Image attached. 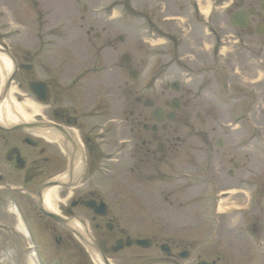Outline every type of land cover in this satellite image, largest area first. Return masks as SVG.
I'll return each instance as SVG.
<instances>
[{
    "label": "flooded vegetation",
    "instance_id": "flooded-vegetation-1",
    "mask_svg": "<svg viewBox=\"0 0 264 264\" xmlns=\"http://www.w3.org/2000/svg\"><path fill=\"white\" fill-rule=\"evenodd\" d=\"M51 1L20 0L18 41L8 52L16 63L17 69L13 78L18 80V87L24 88L28 87L30 82L34 83L33 90L29 93L31 108H23L26 113L31 114V118L9 126L0 124V155L3 158V162L0 163V188L9 194L20 193L35 205V199L31 194L37 191L38 186L46 179L63 176L64 185L59 188L67 192L74 190L73 196L76 199L68 201L62 213L67 220L72 218L81 220L82 226H69L66 223L61 227L62 233H55L54 224L47 223L52 235L55 236V241L70 246L77 242L74 234L85 238L88 233L102 254L105 256L110 254L111 264H231L230 238L229 236L225 238L223 249L219 250L216 248L220 244L217 232L220 228L230 231L232 222L239 218L242 222L238 230L255 238L257 258L250 264H264V210L262 211V207L258 206L256 201H251L246 210H241L244 208L238 202L244 193L241 185H238L235 196L228 201L229 204L237 203V206L235 204L233 207L239 211L226 218L223 226H219L217 219L211 218L212 221L209 223L211 237L201 244L198 224L193 225L194 222L190 228L191 232L159 234L149 226V223L135 221L133 214L143 207L134 198L136 185L140 181L144 184L154 180L174 181L178 184L177 187L169 184L160 191L163 200L172 206L182 207L183 201L180 198H189L187 204L193 209L192 214L197 213L199 134H203L202 141L205 144L209 141L216 147H222L223 144V140L209 136L215 131L214 126L200 119L202 124H208L205 130H200L197 122L189 120L192 109L196 106L191 98L193 89L181 86L178 79H173L178 82L176 91L172 89L174 83L171 82L168 87L158 88L143 84L134 101L130 102L125 110L129 124L127 129L129 138L126 144L121 145L129 156L127 170L131 200L117 207L107 204L106 215H96L81 203V199H92L97 203L102 200L97 190L86 183L84 178L86 174L94 175L101 172L97 161L102 158V144H107L111 137L115 119L111 113L110 116L107 115L105 122H102L101 100H97L95 94H90L86 102L83 93L80 95L76 91L72 93L71 89L88 72L99 74L103 69L108 70L112 66L117 69L118 46L117 40L106 32L103 45L107 48L105 61L110 66L103 68L94 64L87 67L83 54L85 51L82 49L84 46L81 48L78 46L79 43L76 41L71 43L68 39L70 38L69 11H63V21L60 23L59 19L58 24H55V14L50 9ZM118 1L110 0L111 9L118 4ZM184 1L186 7L190 8L186 18L191 17L208 29L209 17H204L197 11L198 4L205 6L208 0ZM255 1L259 6L263 2V0ZM169 2L170 0H146L143 17L150 31L157 32V28L161 27L163 14L167 12L166 7ZM243 2L244 0H231L228 6L237 10ZM250 4L252 3L250 2L248 6ZM122 7L130 10L126 2L122 3ZM262 19V15L249 16L250 28L239 30L244 32H247V29L254 30ZM81 20H86V16L82 14ZM95 26L94 23L88 24L85 34L88 36L93 32L96 38L102 36L106 27L102 26L100 30H95ZM78 28L81 30L83 24ZM168 42L172 43L171 40ZM166 43L164 42L163 45ZM1 48L7 51L6 47L1 46ZM76 48H80L83 52L80 51L78 57H72V49ZM129 59L131 61V58ZM167 61L169 62L163 63L166 64V71L172 65L170 60ZM123 65L127 69L131 67L130 63ZM115 85L117 87V84ZM97 90L95 89L94 92ZM167 95L170 96L166 98ZM15 97L18 103L27 100L19 95ZM149 100L152 101V106L146 105ZM170 103L178 106L173 121L165 117L172 110ZM155 107L162 110V113H154L157 118H162L161 120H156L153 115ZM195 115L200 116L198 111ZM229 162L234 169L227 170V175L229 178H234L236 170L240 168V164L235 161V154L229 157ZM207 166L209 167L210 164L208 163ZM14 174L18 178L17 187L10 186L7 180L8 176ZM238 182H243L242 176H238ZM149 203L154 207V203L150 201ZM37 210H35L37 214L35 220L43 216ZM245 212L251 216L244 217ZM121 213L126 214L125 218L120 217ZM128 237L132 239V243L125 245ZM137 238L149 239L150 246L143 248L135 245L134 240ZM117 240H122L123 245L114 251L112 247ZM78 243L79 241L76 244L78 254L87 258L86 250ZM85 261L83 259L84 264Z\"/></svg>",
    "mask_w": 264,
    "mask_h": 264
},
{
    "label": "rangeland",
    "instance_id": "rangeland-1",
    "mask_svg": "<svg viewBox=\"0 0 264 264\" xmlns=\"http://www.w3.org/2000/svg\"><path fill=\"white\" fill-rule=\"evenodd\" d=\"M109 2V0H52L50 3V9L55 14V24L63 21V11H69L70 13V32L69 41L79 42L80 48L72 49V57H78L80 51L83 52L86 66H92L98 64L103 66H110L105 61L107 48L104 47L103 41L106 32H109L111 37L115 40L118 35L123 36L122 41L117 40V57L118 67L115 69L113 66L108 70L103 69L99 74L94 72H88L82 79L72 87L71 92H78V94H84L85 100L88 102V96L95 94L97 100H101L103 104L101 121L105 122V119L112 113L115 122L112 125V133L107 144H102V158L97 161L99 165L100 173L91 175L86 174L84 181L89 183L95 188L104 201L110 203L113 206H120L123 202L129 199V173L127 170L129 156L125 149L120 146L119 153H112L115 150V146L119 139L129 138L128 122L126 120L127 112H125L127 105L134 101V97L138 94L139 88L144 84H153V87H168L169 81L173 78L179 79L181 86H190L188 82L182 80L180 74L166 75V64L167 60H172L175 57L174 47L172 45H154L151 40H148V33L145 31V24L143 18L140 16L142 8L137 9L134 13H126L122 10L114 9L109 14L108 12L97 11ZM19 4L20 0H0V37L1 39L11 46L15 47L18 37L15 31V27L18 24L19 16ZM246 4V2H245ZM141 6V5H140ZM174 8V7H173ZM171 8L174 13H178L177 9ZM257 8V5H256ZM110 9V6L107 7ZM81 14L86 15V20H81ZM229 11L221 7L219 12L212 15V20L216 21L215 24V39L219 36H223V33L231 32L229 40L227 42L233 44V34L238 35V43L243 46V43L249 46L253 52H260L259 47L262 48L264 55V42L263 38L257 37L256 35L247 37L244 32H241L231 26L228 20ZM59 15V16H57ZM179 22V21H178ZM80 23L83 24V28L80 30L78 26ZM94 23L96 24L95 29L100 30L102 26L106 27V31L102 33V36L96 38L93 32L90 35L85 34L87 25ZM177 28H182V22H179ZM198 27V26H197ZM165 31L173 33L170 27H166ZM75 30V31H74ZM78 30V31H77ZM192 36L183 42L185 50H194L195 44L198 43L196 26L192 27ZM171 33V34H172ZM163 32H154L153 36L157 37L154 40H163ZM207 40V39H206ZM151 41V43H149ZM164 41V40H163ZM83 44V45H82ZM164 46V48H161ZM237 58L235 61H239L242 64V56L247 55L246 47H239ZM110 49V48H109ZM123 52H129L131 54V66L136 67L138 70V76L135 79H131L128 76L126 66H123L119 60L120 55ZM80 56V55H79ZM110 56V52H109ZM203 56V54H199ZM150 58V59H149ZM233 63V60L231 61ZM162 63V65H161ZM160 64V65H159ZM206 66V65H205ZM195 69H191L186 66L187 71L190 73L198 66H193ZM202 68V67H201ZM71 77V74H70ZM207 80V79H206ZM235 80H238L237 78ZM2 76L0 75V92L2 87ZM18 80L15 78L8 91V95L3 101L7 99H15L16 95L23 93L21 96L29 97L27 88H19ZM117 82V83H116ZM128 83V85H127ZM248 85L246 88L240 87V91L247 93L238 99L230 106H223V101H227L226 98L232 97L233 94L239 93L237 88H233L232 94L225 95V98L220 96L217 101V106L208 110L209 101L205 96H191L195 107L192 109V113L189 116V120L199 122L200 128H204L203 124L195 117V112L199 111L201 117L210 125L212 122L217 120L231 119L233 122L238 123L233 128L223 129L226 133V140L223 142L222 147H216L209 141L205 144L202 141L203 134L199 135V185L196 189L198 193V207L197 213L192 214L190 208L189 198H180L183 201L182 207L172 206L165 202L160 194V191L172 184L178 186L174 181L154 180L145 182L140 181L137 183L135 188V199L138 203H141L143 207L137 210L135 216L137 222L145 221L149 223V226L157 230L160 234L164 233H175V232H191L190 228L193 225L198 224V232L200 235L199 243L205 242V239L209 237L207 234L208 221L213 215L212 211H217L214 216L220 218V225L223 226L225 219L232 216L236 210H229L228 199H223L217 209L215 206V197L213 194L215 190H224L231 187V191L234 190V186L241 185L242 189L245 190L243 198H239L238 202L243 204L245 207L249 206L251 195H253L252 189H257L256 194L254 193V201H260L264 199V140L262 138H254L257 136V129L250 123H263L261 112H264V80L260 83H251L247 81ZM117 84V87L116 85ZM234 84V83H233ZM253 84V85H249ZM256 85V86H255ZM238 86V85H236ZM258 88L262 90L258 92ZM98 89L97 92H94ZM131 89V90H128ZM94 92V93H93ZM171 94V92L169 91ZM193 93V92H192ZM98 95V96H97ZM170 95H167L168 98ZM94 97V96H93ZM210 97V96H208ZM100 98V99H99ZM252 98V99H251ZM0 96V100H1ZM226 103V102H225ZM210 112V113H209ZM248 112L249 123L245 122L244 113ZM183 114V113H180ZM183 116V115H181ZM206 126V123L204 124ZM105 128V127H104ZM204 130V129H203ZM222 131V130H221ZM210 136V135H209ZM254 138V139H252ZM252 139V140H251ZM238 141L240 145H245L240 151L236 148ZM113 143V145H110ZM239 147V146H238ZM118 148V147H117ZM236 154V159L240 162V168L236 171L234 178H229L226 174V170L230 167L228 157ZM246 153V155H244ZM210 155H212L210 157ZM112 156L116 158L112 160L107 158ZM210 158H213L212 163ZM3 158L0 155V163L3 162ZM210 164L207 167L206 164ZM247 168V171L245 169ZM111 170V171H110ZM238 176H242L243 183L239 184ZM7 180L10 184L18 183L17 175L8 176ZM212 181V183H210ZM261 184V185H259ZM236 185V186H237ZM56 191L55 209L59 212L60 208L68 202L69 192L63 191L58 186L53 187ZM252 192V193H250ZM71 195L74 194V190H71ZM8 192L0 188V264H84L83 259L77 253V245L75 243L70 246L58 245L52 238L51 232L48 229L47 222H51L46 217L42 216L38 221L39 231L42 233L41 239H36L35 236L31 239L33 249L39 253L38 257L32 255L30 241L24 236L23 230L18 228V221L16 213L12 204V200L8 197ZM221 196L218 195L217 198ZM16 199L20 203L23 211L28 216H33V210L30 202L24 197L16 195ZM149 201L154 203V207H151ZM246 202V204H244ZM149 203V204H148ZM237 204V203H235ZM177 207V208H176ZM262 211L264 208H261ZM227 210V211H226ZM243 210V209H241ZM121 215V216H120ZM119 216L125 218L126 214L121 213ZM134 215V214H133ZM132 215V216H133ZM149 218H144V217ZM236 216H240L237 214ZM244 217H250L251 215L247 212L243 213ZM193 219V221L191 220ZM241 219L234 220L230 231H226L224 228L218 230V240L220 241L219 250L223 249V243L227 236L231 241V264H250L257 258V250L254 246V238L249 236L246 232L243 234L239 229L241 225ZM43 223V224H42ZM55 233H62L63 231L59 225L54 224ZM213 247V246H212ZM215 248V247H214ZM215 248V249H216ZM30 250V251H29ZM42 253V254H41ZM86 264H92L87 259Z\"/></svg>",
    "mask_w": 264,
    "mask_h": 264
},
{
    "label": "bare ground",
    "instance_id": "bare-ground-1",
    "mask_svg": "<svg viewBox=\"0 0 264 264\" xmlns=\"http://www.w3.org/2000/svg\"><path fill=\"white\" fill-rule=\"evenodd\" d=\"M10 68V62L5 56L0 55V69L3 74H5L8 69ZM5 76V75H4ZM10 104L14 105L15 108H10ZM24 106L30 108V103H23ZM18 112V116L21 119H27L29 118L28 114H25L21 110V106L17 105L16 103L10 102V101H2L0 103V123L6 124L11 123L14 121H17V117L14 115L15 110ZM21 114V116L19 115ZM56 191L53 188L47 189L43 193V204L44 206L49 210L55 211V201H56Z\"/></svg>",
    "mask_w": 264,
    "mask_h": 264
},
{
    "label": "water",
    "instance_id": "water-1",
    "mask_svg": "<svg viewBox=\"0 0 264 264\" xmlns=\"http://www.w3.org/2000/svg\"><path fill=\"white\" fill-rule=\"evenodd\" d=\"M92 207H94V206H92ZM49 215H50L51 217L57 219V220L59 219L58 217L54 216L53 214H50V213H49Z\"/></svg>",
    "mask_w": 264,
    "mask_h": 264
}]
</instances>
